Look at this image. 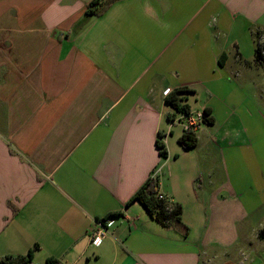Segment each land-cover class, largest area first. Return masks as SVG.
<instances>
[{"label":"crops","instance_id":"1","mask_svg":"<svg viewBox=\"0 0 264 264\" xmlns=\"http://www.w3.org/2000/svg\"><path fill=\"white\" fill-rule=\"evenodd\" d=\"M89 1L0 0V257L38 244V263L264 264L250 78L264 0H118L85 20ZM180 86L214 117L190 148L166 100ZM152 175L188 235L130 201Z\"/></svg>","mask_w":264,"mask_h":264},{"label":"trees","instance_id":"2","mask_svg":"<svg viewBox=\"0 0 264 264\" xmlns=\"http://www.w3.org/2000/svg\"><path fill=\"white\" fill-rule=\"evenodd\" d=\"M118 0H90L84 12V19L91 20L97 16L102 15L106 10ZM264 34L258 32L256 36V46L254 50V62L257 65L264 66V47L260 43V37ZM225 55H222V57ZM186 92H193V89L187 86H180L171 89L166 95V100L170 103L175 112L183 113L185 116L190 114L191 108L185 101ZM171 118V114H168ZM202 121L206 123H213L214 117L211 114L210 108L205 107L203 110ZM198 135L195 130L184 129L179 136L178 142L183 148H190L196 145ZM159 152L162 156H166L168 151L161 135L156 140ZM159 180L155 175L149 176L133 193L130 201L138 200L147 210L152 219L156 220L161 225L167 227L171 226L182 235H188L190 227L184 222L182 218V207L178 202H169L166 198L159 196L158 189ZM39 248L38 244H34L25 254H6L0 257V264H64L60 259L50 256L44 263L34 262V252Z\"/></svg>","mask_w":264,"mask_h":264},{"label":"rangeland","instance_id":"3","mask_svg":"<svg viewBox=\"0 0 264 264\" xmlns=\"http://www.w3.org/2000/svg\"><path fill=\"white\" fill-rule=\"evenodd\" d=\"M250 78L252 80L258 82V84L260 85L259 89L258 88L254 89L255 97L257 96V100H258L257 101L258 102V106H257L258 110L256 111V113L253 117L254 125L256 127V133L253 134V136H254L253 140H254V142L258 143L257 153L255 155V157H257V159H258V165H256V166L254 165L253 168H256L258 172L259 171L264 172V69L254 70V72L251 73ZM193 101L194 100H192V102ZM200 121L202 123L204 122V121H202V119H200ZM257 171H255L256 174H253V175H257L258 174ZM257 177H258V175H257ZM260 180H261V177H260ZM37 250L38 249H36L35 251H37ZM36 263H38V262H36ZM39 263H43V262H39Z\"/></svg>","mask_w":264,"mask_h":264},{"label":"built area","instance_id":"4","mask_svg":"<svg viewBox=\"0 0 264 264\" xmlns=\"http://www.w3.org/2000/svg\"><path fill=\"white\" fill-rule=\"evenodd\" d=\"M260 43L262 47H264V34L260 37ZM169 92V91H167ZM168 94V93H167ZM203 117V112H197V113H190L186 115V124L185 129H192L194 130L200 121V119ZM159 196L161 198H165V195L159 192ZM112 222L108 219H100L97 221V226L90 232V237L92 242L95 244H98L102 241L106 233L108 232V229Z\"/></svg>","mask_w":264,"mask_h":264}]
</instances>
